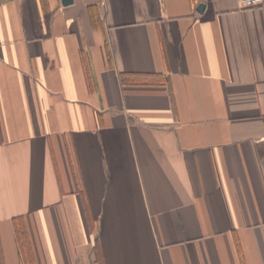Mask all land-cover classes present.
<instances>
[{"label":"crops","instance_id":"crops-1","mask_svg":"<svg viewBox=\"0 0 264 264\" xmlns=\"http://www.w3.org/2000/svg\"><path fill=\"white\" fill-rule=\"evenodd\" d=\"M0 264H264V5L0 0Z\"/></svg>","mask_w":264,"mask_h":264},{"label":"built area","instance_id":"built-area-1","mask_svg":"<svg viewBox=\"0 0 264 264\" xmlns=\"http://www.w3.org/2000/svg\"><path fill=\"white\" fill-rule=\"evenodd\" d=\"M245 7H258L264 5V0H237Z\"/></svg>","mask_w":264,"mask_h":264},{"label":"water","instance_id":"water-1","mask_svg":"<svg viewBox=\"0 0 264 264\" xmlns=\"http://www.w3.org/2000/svg\"><path fill=\"white\" fill-rule=\"evenodd\" d=\"M63 1H64V2H67V1H69V0H63ZM202 8H203V4H200L199 7H198V9L201 10Z\"/></svg>","mask_w":264,"mask_h":264},{"label":"trees","instance_id":"trees-1","mask_svg":"<svg viewBox=\"0 0 264 264\" xmlns=\"http://www.w3.org/2000/svg\"><path fill=\"white\" fill-rule=\"evenodd\" d=\"M135 81H137L138 83H141V82L146 81V80H135Z\"/></svg>","mask_w":264,"mask_h":264}]
</instances>
